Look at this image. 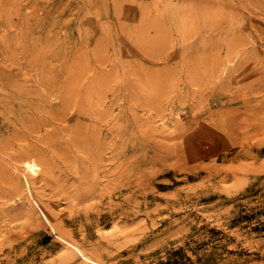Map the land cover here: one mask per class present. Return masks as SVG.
I'll return each instance as SVG.
<instances>
[{
    "label": "rangeland",
    "instance_id": "rangeland-1",
    "mask_svg": "<svg viewBox=\"0 0 264 264\" xmlns=\"http://www.w3.org/2000/svg\"><path fill=\"white\" fill-rule=\"evenodd\" d=\"M0 107V264H264V0H0Z\"/></svg>",
    "mask_w": 264,
    "mask_h": 264
},
{
    "label": "bare ground",
    "instance_id": "bare-ground-1",
    "mask_svg": "<svg viewBox=\"0 0 264 264\" xmlns=\"http://www.w3.org/2000/svg\"><path fill=\"white\" fill-rule=\"evenodd\" d=\"M223 33V32H222ZM40 86L41 85H44V86H46L47 87V93L46 94H49L51 91H53V85H52V83L51 82H49L46 78H41V80H40ZM70 84H72L71 82H67L66 84H64V86L66 87V86H69ZM42 90H44V88L42 89ZM73 93V92H72ZM44 98V97H43ZM43 98H41L40 99V97H39V99L40 100H42ZM26 100H28L29 101V103H27L26 105H30L29 107H32V108H34V109H36V108H39V105H38V101L37 100H35V98H31L30 100L27 98ZM27 101V102H28ZM38 102V103H37ZM2 103V102H1ZM22 102H20V104H21ZM23 104V103H22ZM2 106V105H1ZM3 106H5V105H3ZM20 107H22V106H20ZM1 108V107H0ZM2 109V108H1ZM55 111V116L57 115V117L59 116V115H61L60 117L61 118H64V113L62 114L61 113V111L62 110H56V108L54 109ZM57 111H59V113L57 112ZM10 112H12V114L14 113V111H13V109H11L10 110ZM18 114V113H17ZM54 115L53 116H51V118H56ZM15 117V122H14V129L16 128V125H17V123H21V127H20V130H18L16 133L17 134H19L20 135V137H22V135L23 134H25V133H23L22 131H26L28 134H30V132L31 131H36V130H38L39 128H41V126H43L44 124H46V123H48L49 122V118H44V119H41V120H38V121H35L34 119H33V117H31L30 115H27V116H23V115H15L14 116ZM13 119V118H12ZM12 123V122H11ZM13 124V123H12ZM49 125V124H48ZM3 128V127H2ZM22 129H24V130H22ZM42 130V129H41ZM41 130H39V131H41ZM45 130V129H44ZM38 131V132H39ZM21 133H23V134H21ZM40 133V132H39ZM41 134V133H40ZM13 136V135H12ZM24 136V135H23ZM43 136V135H42ZM19 137V136H18ZM2 139V138H1ZM0 139V140H1ZM6 139V138H5ZM11 141V140H10ZM4 142V143H3ZM2 143L3 144H5L6 146L8 145V142L7 141H2ZM6 146H4V147H6ZM32 147V146H31ZM28 149V148H27ZM32 149H34V147L32 148ZM30 151H32V150H30ZM43 154V153H42ZM41 155V154H40ZM44 156V155H43ZM42 156V157H43ZM23 167H24V169L25 170H27V171H31V172H35V165H33L30 161H25V163H24V165H23ZM23 178H25L26 179V181L28 182V177H27V174L26 173H24V177ZM34 177H32L31 178V180L33 179ZM18 179H20V178H18ZM36 179V178H35ZM34 180V179H33ZM19 181V180H18ZM16 183H18L17 182V180H16ZM21 183V182H20ZM19 183V184H20ZM30 185V184H29ZM15 186V185H14ZM20 186V185H19ZM23 187V186H22ZM21 186H20V188H18L17 187V189L19 190H21V188H22ZM23 189V188H22Z\"/></svg>",
    "mask_w": 264,
    "mask_h": 264
}]
</instances>
